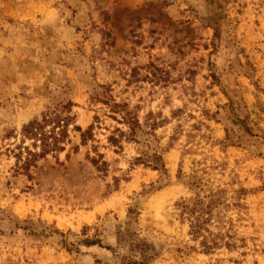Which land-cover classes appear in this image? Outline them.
<instances>
[{
  "label": "rangeland",
  "instance_id": "1",
  "mask_svg": "<svg viewBox=\"0 0 264 264\" xmlns=\"http://www.w3.org/2000/svg\"><path fill=\"white\" fill-rule=\"evenodd\" d=\"M69 107L64 150L17 168L22 126ZM196 198L209 251L180 214ZM141 251L264 264V0H0V264Z\"/></svg>",
  "mask_w": 264,
  "mask_h": 264
},
{
  "label": "trees",
  "instance_id": "2",
  "mask_svg": "<svg viewBox=\"0 0 264 264\" xmlns=\"http://www.w3.org/2000/svg\"><path fill=\"white\" fill-rule=\"evenodd\" d=\"M69 105L70 107L72 106V104ZM108 106L110 111L122 115V119L129 129L128 138L134 139L137 130L140 129L139 120L134 112L127 109L126 103H118L114 100L108 103ZM70 107L66 111L57 112L52 116L43 113L40 118H34L22 126L20 144L18 143L15 147L9 149L13 152L19 164L16 166L17 168L28 170L38 159L44 158L50 153L64 150V144L69 141L68 127L72 124L73 120ZM73 128L81 130L77 125H74ZM86 132L82 133L83 137L86 136ZM27 139L30 141V145L24 144ZM155 158L158 160L160 157L155 156ZM93 161L95 160L93 159ZM212 207L213 199L205 202L204 199L196 198L180 204L181 216H186L189 219L190 234L194 239L200 238L199 243L205 251H209L219 244L218 237L212 234L207 227L209 212L212 210ZM85 241L87 243L97 242L87 239ZM140 250L144 251L145 249H141L140 247ZM149 258L141 251L140 259H128L123 264H149Z\"/></svg>",
  "mask_w": 264,
  "mask_h": 264
}]
</instances>
